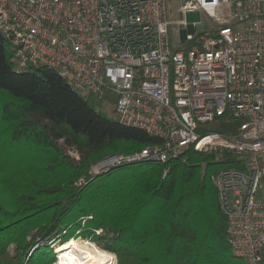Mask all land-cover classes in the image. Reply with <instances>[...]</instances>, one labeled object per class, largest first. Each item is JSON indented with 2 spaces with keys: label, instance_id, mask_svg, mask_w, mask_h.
I'll return each mask as SVG.
<instances>
[{
  "label": "built area",
  "instance_id": "2783aa9c",
  "mask_svg": "<svg viewBox=\"0 0 264 264\" xmlns=\"http://www.w3.org/2000/svg\"><path fill=\"white\" fill-rule=\"evenodd\" d=\"M177 11L184 49L171 46L166 0H0V35L19 70L47 66L82 94L113 96L122 123L159 140L102 158L92 175L167 164L191 146L228 152L235 163L213 180L231 252L264 264V0H180ZM190 11L206 20L188 25ZM224 116L244 122L204 132Z\"/></svg>",
  "mask_w": 264,
  "mask_h": 264
},
{
  "label": "trees",
  "instance_id": "16d2710c",
  "mask_svg": "<svg viewBox=\"0 0 264 264\" xmlns=\"http://www.w3.org/2000/svg\"><path fill=\"white\" fill-rule=\"evenodd\" d=\"M114 101L74 90L47 66L19 70L0 35V264H50L76 232L117 264H246L231 252L213 180L235 163L228 152L191 146L167 164L90 173L107 154L159 141L98 108ZM243 122L218 117L204 132Z\"/></svg>",
  "mask_w": 264,
  "mask_h": 264
},
{
  "label": "rangeland",
  "instance_id": "374dc122",
  "mask_svg": "<svg viewBox=\"0 0 264 264\" xmlns=\"http://www.w3.org/2000/svg\"><path fill=\"white\" fill-rule=\"evenodd\" d=\"M166 4H167V7H168V14H167L168 19L170 21H172V23L169 26V36H170V41H171L172 48H182V49H184V48L189 47V46H181V44H182V39H181L182 33L180 32V26L177 24V21L180 20V19H183L184 16H183V14L181 12L177 11L178 8H179V5H180V0H166ZM185 17H186V22L190 26L192 24H197V23H200V22H203V21L206 20V16L201 11H190V12H187ZM209 29H212V25H210V23H209L208 30H205V32L209 31ZM192 30H193V27H190V31H192ZM98 108L101 109L103 111V113L105 115H107L108 117L119 119V115L116 112V106H115L114 103L102 102V103H100L98 105ZM135 151H138V149L134 150L132 152H135ZM132 152L121 151V152H118V153L125 154V153H132ZM70 154L75 156L72 153H70ZM113 154H116V153L107 154V155L103 156L102 158L107 157L109 155H113ZM102 158L96 160L94 163H96L97 161L101 160ZM81 183H83V181ZM70 238H72L73 241H82V240H84V241H90V242L96 244L91 239H87V238H84L82 236H78V232H76V234L74 236L70 237ZM67 241H65V242H67ZM59 245L60 244L56 245V247L53 248L54 249L53 251L55 253V257H53L52 261H50V264H56L58 262V260H59V254H58V251H57V246H59ZM97 246H99V245H97ZM107 251L113 253V255L115 257L113 264H117L118 259H117L116 253H114V252H112L110 250H107Z\"/></svg>",
  "mask_w": 264,
  "mask_h": 264
},
{
  "label": "bare ground",
  "instance_id": "6f19581e",
  "mask_svg": "<svg viewBox=\"0 0 264 264\" xmlns=\"http://www.w3.org/2000/svg\"><path fill=\"white\" fill-rule=\"evenodd\" d=\"M59 260L56 264H113V253L90 241H67L57 246Z\"/></svg>",
  "mask_w": 264,
  "mask_h": 264
},
{
  "label": "water",
  "instance_id": "95a60500",
  "mask_svg": "<svg viewBox=\"0 0 264 264\" xmlns=\"http://www.w3.org/2000/svg\"><path fill=\"white\" fill-rule=\"evenodd\" d=\"M63 244V243H62ZM61 245V244H60Z\"/></svg>",
  "mask_w": 264,
  "mask_h": 264
}]
</instances>
